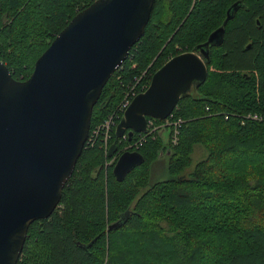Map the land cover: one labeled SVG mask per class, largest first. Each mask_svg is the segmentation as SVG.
Wrapping results in <instances>:
<instances>
[{
	"label": "trees",
	"instance_id": "1",
	"mask_svg": "<svg viewBox=\"0 0 264 264\" xmlns=\"http://www.w3.org/2000/svg\"><path fill=\"white\" fill-rule=\"evenodd\" d=\"M91 1L0 0V61L11 77L27 78ZM234 1H153L141 37L92 106L58 204L28 225L15 264H264V0H240L226 20L221 43L209 47L205 80L169 115L179 120L174 141L171 125L166 140L156 130L129 139L109 131L106 144L117 149L107 156L89 134L107 115L115 125L123 95L144 90L167 59L202 43ZM196 144L206 154L188 169ZM124 150L143 161L116 181L111 168Z\"/></svg>",
	"mask_w": 264,
	"mask_h": 264
},
{
	"label": "water",
	"instance_id": "2",
	"mask_svg": "<svg viewBox=\"0 0 264 264\" xmlns=\"http://www.w3.org/2000/svg\"><path fill=\"white\" fill-rule=\"evenodd\" d=\"M153 1H91L51 39L23 80L13 79L0 61V264L16 263L28 225L58 204L86 140L92 106L141 37ZM239 5H229L202 43L150 75L122 111L115 138L146 132L147 118L164 120L180 97L205 80L209 47L221 43L224 24ZM115 150L112 142L106 155ZM142 161L135 150L121 151L111 168L114 179L121 181Z\"/></svg>",
	"mask_w": 264,
	"mask_h": 264
},
{
	"label": "rangeland",
	"instance_id": "3",
	"mask_svg": "<svg viewBox=\"0 0 264 264\" xmlns=\"http://www.w3.org/2000/svg\"><path fill=\"white\" fill-rule=\"evenodd\" d=\"M93 1V0H92ZM4 20V19H3ZM49 44V43H48ZM142 74V73H141ZM140 74V75H141ZM251 114V113H250ZM170 115V114H169ZM169 115L166 117V118H169ZM110 117V115H107L105 118H104V120L105 119H108ZM245 117H247V115L245 116ZM148 119H151V118H148ZM170 120H175V119H171V118H169ZM104 120H102L100 123H103V122H107V121H104ZM151 124H153L154 126V128L156 129V131H159V130H161V133L163 134L161 137H162V140H165L166 138H167V134H168V127H170L169 125H167V126H164V123H161V122H159V123H157V122H155L154 121V119L152 120L151 119ZM163 121V120H162ZM99 123V124H100ZM104 123V124H105ZM98 124V125H99ZM98 125H95L94 127H92L91 129H90V131H89V134L91 133V135H93L92 136V139H94V137H95V133H93V129L96 127V126H98ZM113 126V125H112ZM112 126L109 124V131L110 132H112L113 130H114V126H113V129H112ZM163 130V131H162ZM103 131V130H102ZM110 132H106V133H110ZM106 133H104V131H103V135L101 134V132H99V134H97V136H96V140H95V143H98V144H101L102 146L103 145H105L106 143H108L110 140V138L108 139V141L106 140V141H100V138L101 137H106ZM113 133V132H112ZM87 136H88V133H87ZM114 136V135H113ZM122 136H126L125 135V133L122 135ZM165 138H164V137ZM112 143V142H111ZM110 143V144H111ZM110 144H107V146L105 147V151L107 152V150H108V147H109V145ZM116 149H117V146H116ZM205 154H206V152H205V150L200 146V145H194L193 146V148H192V151H191V154H190V167H188V169H190L192 166H193V164L195 163V162H197L198 160H200L203 156H205ZM112 161V159H107V160H105L104 162H103V166H104V168H106L109 164H110V162ZM160 177H156L155 179H157V178H162L161 176V174L159 175Z\"/></svg>",
	"mask_w": 264,
	"mask_h": 264
},
{
	"label": "built area",
	"instance_id": "4",
	"mask_svg": "<svg viewBox=\"0 0 264 264\" xmlns=\"http://www.w3.org/2000/svg\"><path fill=\"white\" fill-rule=\"evenodd\" d=\"M133 91H132V88H130V90L128 92H126L124 95H123V99L122 101L120 102V105H119V109L121 111L124 110V108L126 107V105L129 103L132 95H133ZM251 118L253 119H256V115H251L250 116ZM153 120V119H152ZM104 121H107L106 123L103 122V123H100L98 126H96L94 129H93V133H95L94 135L96 136L99 132H101V134L103 135V131L104 133L106 132H109V124L112 126H114V122H113V119L112 117L110 116L108 119H105ZM151 119H146L145 121V126H146V131L148 132H154L156 129L153 127L154 125L151 124ZM105 123V124H104ZM162 123H164V126H167V125H171L173 127V131H172V135H171V140L174 141L175 140V133H176V129H175V126H177V124L179 123V120H170L169 118H165ZM112 126V127H113ZM103 130V131H102ZM92 136L90 134V139H92ZM109 137V133H106V137H102V140L103 141H106L107 138ZM122 138H124V136H122ZM107 146V144H106ZM105 146V147H106Z\"/></svg>",
	"mask_w": 264,
	"mask_h": 264
}]
</instances>
